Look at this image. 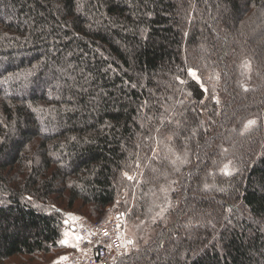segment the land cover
I'll return each mask as SVG.
<instances>
[{
	"label": "trees",
	"instance_id": "obj_1",
	"mask_svg": "<svg viewBox=\"0 0 264 264\" xmlns=\"http://www.w3.org/2000/svg\"><path fill=\"white\" fill-rule=\"evenodd\" d=\"M109 207L112 264H264V0H0V264Z\"/></svg>",
	"mask_w": 264,
	"mask_h": 264
},
{
	"label": "built area",
	"instance_id": "obj_2",
	"mask_svg": "<svg viewBox=\"0 0 264 264\" xmlns=\"http://www.w3.org/2000/svg\"><path fill=\"white\" fill-rule=\"evenodd\" d=\"M72 227L76 246L59 258V264H112L122 254L124 225L120 219L81 217Z\"/></svg>",
	"mask_w": 264,
	"mask_h": 264
},
{
	"label": "rangeland",
	"instance_id": "obj_3",
	"mask_svg": "<svg viewBox=\"0 0 264 264\" xmlns=\"http://www.w3.org/2000/svg\"><path fill=\"white\" fill-rule=\"evenodd\" d=\"M243 79L248 84L251 83L252 73H251V68L249 67V65L244 69ZM249 121H254V123L251 125H248ZM256 122H257V118L251 117V118L247 119L244 122L242 130H245V129L252 127L254 124H256ZM246 125H248V126L245 127ZM230 162L231 161H228V163H230ZM224 170L226 172L231 171L232 166L226 165V166H224ZM171 190H172L171 186L165 185V186H162L160 189H157L155 191H150L147 193V195H146L147 202H148V206H147L148 218H147V220L150 223L160 221L166 216L167 211L170 207L169 204L171 202V198H170ZM115 215H116V212H114L113 209L111 207H109L105 210V213L103 215H101L99 218H96V219H100V218L114 219ZM81 217H86V216L81 215V214H74V213L68 214L67 226L70 228L73 225V223L75 222V220L79 219ZM135 236L136 235H135L134 231H132L130 229L128 230L126 227L124 228V240H123V252L122 253L127 252L130 249L129 245H128V239L129 238H131L133 241L132 247L133 248L137 247L138 244L135 240ZM143 239H145V238H143ZM63 241H67L68 245H75L74 234L72 233V231H69V230L65 231ZM71 247H73V246H67L66 248L69 249ZM60 252H63V251H60ZM60 252H58V253H60ZM62 254H64V253H62ZM62 254L60 253V255L57 254V256H55V253H53L52 254V255H54L53 259L50 258L51 255L40 256V257L32 258V259L18 257V258H14L10 264H54V262L59 260V258L62 256Z\"/></svg>",
	"mask_w": 264,
	"mask_h": 264
},
{
	"label": "snow or ice",
	"instance_id": "obj_4",
	"mask_svg": "<svg viewBox=\"0 0 264 264\" xmlns=\"http://www.w3.org/2000/svg\"><path fill=\"white\" fill-rule=\"evenodd\" d=\"M189 75L192 76V77H194V78L196 76L195 72L193 70H191V69H189ZM253 123H254V121H249L248 122V125H251ZM248 125H246L245 127H247ZM225 174H227V173H225ZM125 175H127V174H125ZM127 178L128 179H132V177H130V176H128ZM77 239H79V237ZM61 243L64 244V245H66V246H76V245H68V242L67 241H61ZM61 259H65V258H61ZM54 264H59V262L58 261L57 262H54Z\"/></svg>",
	"mask_w": 264,
	"mask_h": 264
},
{
	"label": "water",
	"instance_id": "obj_5",
	"mask_svg": "<svg viewBox=\"0 0 264 264\" xmlns=\"http://www.w3.org/2000/svg\"><path fill=\"white\" fill-rule=\"evenodd\" d=\"M71 231H74V227H71Z\"/></svg>",
	"mask_w": 264,
	"mask_h": 264
}]
</instances>
